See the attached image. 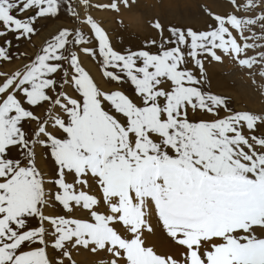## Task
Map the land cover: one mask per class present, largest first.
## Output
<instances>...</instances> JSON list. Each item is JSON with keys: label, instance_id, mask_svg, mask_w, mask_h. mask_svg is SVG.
<instances>
[{"label": "snow or ice", "instance_id": "6c2138e0", "mask_svg": "<svg viewBox=\"0 0 264 264\" xmlns=\"http://www.w3.org/2000/svg\"><path fill=\"white\" fill-rule=\"evenodd\" d=\"M229 3L207 30L156 21L159 43L118 50L93 0H0V62L41 20L76 24L0 80V264H75L80 248L101 264H264V114L204 87L225 57L264 77V0ZM156 227L178 255L148 245Z\"/></svg>", "mask_w": 264, "mask_h": 264}, {"label": "rangeland", "instance_id": "374dc122", "mask_svg": "<svg viewBox=\"0 0 264 264\" xmlns=\"http://www.w3.org/2000/svg\"><path fill=\"white\" fill-rule=\"evenodd\" d=\"M136 1H139V0H136ZM155 1H157V0H155ZM155 1H153V2H155ZM179 1L180 2L182 1L181 4L184 3L183 0H179ZM193 1H194V5H192V6H189V5L181 6V4L179 2V5L177 4V10H176L177 15L175 14V16L172 15V17H171V13L169 14V12H171L170 8H169V10H166L165 12H167V16H166L165 12H164L165 13L164 15L166 16V18H168V19H166L168 24L179 25V26H181V29H185V30L186 29H192L194 31L200 32V31H204V29L207 30L209 24H211V22L213 23V20L210 18V16L212 14L225 15V14H227L233 10L232 5L229 3V0H215V1L214 0H209V1L193 0ZM198 1L200 2V4ZM147 2H148V4H147ZM153 2H152V0L151 1L150 0H143V5H142L143 11H138L137 16L135 14V17L136 18L138 17L137 21H140V18L143 16L149 17V15L146 13V11H149L150 9H152ZM217 2H219V3L217 4ZM220 2H225L226 7H227L225 10L224 9H222V10L217 9L215 7V5L216 6L220 5ZM159 3L160 2H158V4ZM96 4L106 5L108 3H105L104 1H101V0H93L94 7L92 9L91 14L96 19V21L98 23H100L108 31V33L110 34L112 43H114V44L117 43L118 41H114L115 39H112L113 38V31H112L113 27L108 24L109 22L106 18H102L101 16H99L101 14H105L106 9H98L95 7ZM135 4H136V2L131 4V5H135ZM145 4H146V6H144ZM209 4H212V5H209ZM184 6H185V8H184ZM198 6H200V7L198 8ZM217 7L219 8V6H217ZM186 11L188 13H193V14H202V17L204 20H201V22H200L201 16H199V19H197L199 21V27H197L198 21L195 20L194 18L190 17V18H185L184 20L180 19V15L183 14L184 12L187 13ZM204 14H205V16H204ZM138 15H140L141 17ZM206 15H207V19H206ZM194 17H195V15H194ZM133 19L135 20V18H133ZM185 20H189V21L186 22ZM205 20L208 22H205ZM184 21H185V24H184ZM195 21H197V23H195ZM134 22H135V24H134ZM134 22H133V25H137V26L141 25L140 22H139V25H138V22H136V21H134ZM188 22H189V24H188ZM191 22H193V23H191ZM122 23L124 24L125 22L122 21L121 19H117V22L115 23V25L116 26L121 25ZM194 23H195V25H194ZM126 24L128 25V23H126ZM129 24H132V22L129 21ZM189 25H191V26H189ZM193 25L196 27H194ZM121 26H123V25H121ZM65 27L74 28V27H76V24L74 23L73 19L67 14V12L64 10L61 11V14L57 18H52V19L50 18L49 20H46V22H45V20L39 21L37 24V34L32 37L31 42H26V41L20 42L19 46L13 49V51L17 54L13 58V60L11 62H0V74H3L2 76H0V80L6 79L7 76L12 75L13 73H15L18 70H22L23 66L25 64L29 63V58L34 57L37 54V52L45 45V43L51 37L56 35L59 32V30H61L62 28H65ZM129 28H132V27L129 26ZM177 28H180V27H177ZM9 38L11 39L12 37L9 36ZM151 39L152 38H149V40H151ZM14 43H15V41H14ZM21 53H26L27 55L21 56L20 55ZM84 58H88V57H83V60H85ZM211 63H213V65L218 64L217 65L218 67H216L217 70L219 72L221 70L222 72H220V74L223 76L224 79L226 78L228 80V83H226L228 85L225 84V90H220V91L212 90L211 84L209 82V78L207 75L208 72H211L209 69V65H208ZM221 64H223V65H221ZM84 65H85V61H84ZM205 67H206V76H207V83L204 85L205 90H207L211 93L220 95L222 97L228 98L229 107L233 111H236V112L247 111V112H251V113H255V114H264V77H261L258 74L249 75L247 69H241L240 67L237 66V64L234 61H232L231 59H229L227 57L224 58L223 62H215V61L208 60L205 62ZM255 71H257V70H254V72ZM100 86H102V85H100ZM112 86H114V85L107 84V86L105 85L103 87L109 88ZM221 115H223V113H221ZM209 119H211V117H209ZM39 164H40V167L42 168V170L46 174L54 175L53 169H54L55 165L53 162H51L50 160H41V161H39ZM54 211L55 210H53L51 208L47 210L48 214H51V215H55ZM77 215H79V213H77ZM161 231H162V229H161ZM162 234L166 238H168L169 242H172L171 239L169 237H167V235L163 231H162ZM153 247L156 248V245H154ZM79 251H81V252H79ZM72 258L75 261V264H89V263L93 264L92 262H94V259H95L93 257V255H89L86 251H83L80 249L73 251ZM104 259H106V258L101 256L99 258V260L94 262V264H101V262Z\"/></svg>", "mask_w": 264, "mask_h": 264}, {"label": "bare ground", "instance_id": "6f19581e", "mask_svg": "<svg viewBox=\"0 0 264 264\" xmlns=\"http://www.w3.org/2000/svg\"><path fill=\"white\" fill-rule=\"evenodd\" d=\"M101 1H104L105 3H109V0H101ZM153 1H155V0H152V2ZM178 1L177 0H157V1L153 2L152 9H150L149 11H146V13L149 15V17H147V16L146 17H144V16L141 17L140 15H138V16L141 17V18L139 17L140 18V21L142 20L141 22L140 21H137V18L138 17L136 18L135 17V14L137 16V12L138 11H143V7H142L143 0L136 1V4L135 5H131L130 7H127V8H125V7L122 6L121 9H120V11H119V13L114 12V11H111V10H106V13L105 14H101L99 16H101L102 18H106L108 20V22H109L108 24L113 27L112 28L113 38L112 39H115L114 41H118L115 44L113 43V45L118 50H124V49L138 50L147 41H151V40L155 39L159 43L158 31L154 27V24H155L156 21H159V23L162 24L165 27V29H167L170 26L171 27H180L181 28V26H179V25H170V24H168V22L166 20V19H168V18H166L167 12H165L166 10H169V8H170V11L171 12H169V14L171 13V17H172V15L175 16L176 10H177V4L179 5V2H180V1L179 2ZM183 1H184V3H182V4H181L182 1L180 2L181 6H183V5H189V6L194 5V1L193 0H183ZM206 1H209V0H206ZM148 2H147V4H148ZM158 2H160V3L158 4ZM218 3L219 2H217V4ZM199 4H200V2H199ZM209 5H212V4H209ZM144 6H146V4ZM217 6H219V8ZM217 6L215 5V7L217 9H221V10L222 9L225 10L227 8L225 2H220V5H217ZM199 7L200 6H198V8ZM184 8H185V6H184ZM164 12L166 13V16L164 15L165 14ZM187 13L184 12L183 14H181L180 15V19L181 20H184L185 18H190L191 17V18H194L195 20H197V19H199V16H201L200 22H201V20H204L203 17H202V14H193V13H188L187 14ZM194 15H195V17H194ZM204 16H205V14H204ZM133 18H135V20ZM49 19H46V20H49ZM117 19H121L122 21L125 22L124 24L123 23L121 24L124 27L121 26V25H117V26L115 25V23L117 22ZM206 19H207V15H206ZM46 20H45V22H46ZM129 21H131L132 24H129ZM134 21L138 22V25H139V22H140L141 25H139V26L133 25V22ZM185 21L187 22L189 20H185ZM185 21H184V24H185ZM197 21H195V23H197ZM205 22H208V21L205 20ZM126 23H128V25L131 26L132 28H129V26ZM191 23H193V22H191ZM195 23H194V25H195ZM134 24H135V22H134ZM188 24H189V22H188ZM211 24H212V22H211ZM189 26H191V25H189ZM194 27H196V26H194ZM197 27H199V21H198ZM204 30H206V29H204ZM164 34L165 35H168L167 31H165ZM149 38H152V39L149 40ZM155 50H156L155 47H153L152 48V51H155ZM84 59H85L84 61H85V67H86V69L90 71V74L94 77V79L96 80V82L99 85H102V87L105 86V85L107 86V83H105V80H104V78L102 76V70L97 65V63L92 58H90V57L84 58ZM208 65H209V69H210L211 72H208L207 75H208L209 82L211 84L212 90H215V91L225 90V84L228 83V80L226 78H225L226 79L225 80L223 78V76L220 74V72H222L221 70H220V72L217 70L216 67H218L217 66L218 64L213 65V63H211V64H208ZM221 65H223V64H221ZM226 85H228V84H226ZM54 214H57V212L54 211ZM153 223L155 224V220L153 221ZM147 243H148L149 246L156 245V248L157 249L155 247H154V249L158 253H170V254H177L178 255L179 252H180V250L177 249L172 242H169L168 241V238H166L162 234V231H161V228L160 227H156V230H155L154 234H148V236H147ZM80 250L86 251L89 255H93V257L95 258L94 259V262L97 261V260H99V258L101 256H103L104 258H106L103 253L94 254L91 251L85 250L83 248H80ZM79 252H81V251H79ZM94 262H92V263L94 264ZM89 264H91V263H89Z\"/></svg>", "mask_w": 264, "mask_h": 264}]
</instances>
